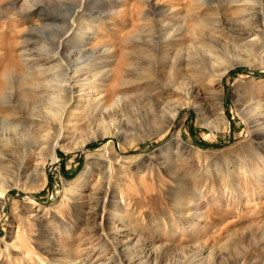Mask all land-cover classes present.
<instances>
[{"label":"rangeland","instance_id":"1","mask_svg":"<svg viewBox=\"0 0 264 264\" xmlns=\"http://www.w3.org/2000/svg\"><path fill=\"white\" fill-rule=\"evenodd\" d=\"M3 88L0 264H264V0H0Z\"/></svg>","mask_w":264,"mask_h":264},{"label":"bare ground","instance_id":"2","mask_svg":"<svg viewBox=\"0 0 264 264\" xmlns=\"http://www.w3.org/2000/svg\"><path fill=\"white\" fill-rule=\"evenodd\" d=\"M202 1H204V0H202ZM202 4H203V2H202ZM30 7L31 8H34V7H36V4L35 3H32ZM45 26H46V24H45ZM38 27H40V26H38ZM170 32L171 31H169V32L166 33V37L169 36ZM167 39L168 38L159 39V40L156 39L155 42H156V44H158V43H161V41H165ZM153 42H154V40H153ZM43 48L45 49L46 54H48L49 56L58 55V53H59L58 50L56 52L52 53L54 51L52 49H54V48H52V44L50 42L49 43L47 42L44 45L42 44V48H40V49L42 50ZM79 54L81 55L80 51L78 52V55ZM53 58H55V57H53ZM41 69L42 68H40V70ZM71 71H73V69L71 70L70 68H65L63 70L62 69V65L59 63L57 65V67H55L53 69H50L47 74H44L45 77H47V79L45 80L44 83H38V82H36L34 84H35L36 87H44L45 88L44 89L45 91H47L50 88L51 91H52V94H53V99L54 100H60L61 99V96L63 95V92H66V89H68L67 87H69L70 89H72V87L75 86V83H79L80 82V79L78 78V76L72 75ZM184 92L183 93L185 94V100H182L184 102L179 103L178 104V107H176V108L173 109V112L171 114L170 119H173L177 115L179 109L182 108V106L189 104V101H191L192 99H194L195 96H196V95L193 94V87H190V88L185 89ZM8 94H11L10 88H8V89H4L3 88V91L0 92V96L1 97H7ZM38 115L40 117H42L40 114H38ZM60 116H61V112H57L56 117L57 118H60ZM110 165H111V163H110ZM107 169L110 170V166L107 165ZM10 186H11L10 183L0 185V207L3 206V204L7 201L8 187H10ZM75 195L76 194H74L73 196H75ZM17 239H18V236H17ZM16 243H17V240L15 239L12 242V246L13 245L14 246H17ZM119 258H120V260H122L121 257H119Z\"/></svg>","mask_w":264,"mask_h":264}]
</instances>
